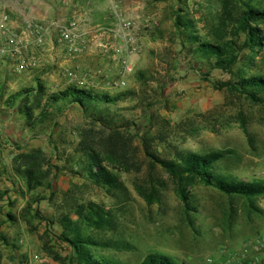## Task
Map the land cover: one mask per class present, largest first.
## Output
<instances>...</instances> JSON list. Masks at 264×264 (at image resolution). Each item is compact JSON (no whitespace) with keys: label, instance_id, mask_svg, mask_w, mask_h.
I'll list each match as a JSON object with an SVG mask.
<instances>
[{"label":"rangeland","instance_id":"374dc122","mask_svg":"<svg viewBox=\"0 0 264 264\" xmlns=\"http://www.w3.org/2000/svg\"><path fill=\"white\" fill-rule=\"evenodd\" d=\"M158 1L164 6V18L157 14L150 27L140 22L148 51L143 56L141 44L134 56V72L125 78L126 87L110 92L135 94L112 109L126 142L124 164L105 163L118 176L117 189L92 183L82 169L81 130L97 126L80 110L67 107L62 111L52 107L43 118L36 109L28 120L20 112L24 96L13 103L7 100L23 88L35 90L37 82H22L27 76L0 71V264H72L69 246L57 239L62 232L58 219L72 213L76 204L94 203L110 214L108 230L90 232L97 242L108 244L97 247L98 252L122 264H140L150 253L172 256L176 264H209L208 258L223 264L238 256L247 237L264 236V197L251 207L247 200L229 198L197 182L187 209L173 178L146 155L144 141L168 160L180 152L225 151L220 169L241 180L264 181V104H252L236 92L220 89L218 85L237 81V76L210 70L196 59L193 45L176 27L177 16L189 13L204 35L222 14L221 0ZM260 28L264 32V23ZM238 42H244L243 34ZM256 62L264 70V52ZM43 84L44 94H52L54 88ZM37 150L46 179L31 191L16 169L24 167L21 155ZM29 203H35L43 219L27 209ZM115 242L127 248L111 245ZM252 259L249 256L244 264Z\"/></svg>","mask_w":264,"mask_h":264},{"label":"trees","instance_id":"16d2710c","mask_svg":"<svg viewBox=\"0 0 264 264\" xmlns=\"http://www.w3.org/2000/svg\"><path fill=\"white\" fill-rule=\"evenodd\" d=\"M221 2L222 14L215 22L208 25L204 35H200L196 30L197 20L189 13L177 16V30L193 45L192 51L196 59L206 62L210 70L219 69L237 76V81L218 85L220 89L227 88L236 92L252 104H264V70L256 62L258 54L264 52V32L260 28L264 23V2L261 0H221ZM242 34L244 42L239 44L238 39ZM246 50L251 53L244 54ZM239 64L241 66L235 70ZM33 92L37 94L33 96ZM44 92V84L38 82L35 90L23 88L7 101L13 103L17 97L24 96L26 102L20 108V112L28 120L33 118L36 109H40L39 115L42 118L48 116L47 113L52 107H58V111H62L64 107L80 110L92 126H97L96 129L99 130L93 128L88 131L81 130L78 150L84 154L82 169L92 183L107 190L119 188L121 184L118 182V176L105 164H124L126 142L121 126L117 124L118 118L112 109L122 99L134 96V92L128 90L111 95L108 92L75 86L48 95ZM31 96L33 101L28 105ZM29 124L35 125L30 122ZM143 146L146 155L151 158V164L161 166L173 178L177 186V196L187 209L191 207V188L197 182L214 188L229 198L247 200L251 207H254L256 199L264 197L263 180H241L227 170L220 169L225 151L180 152L174 159L168 160L152 152L147 141H144ZM39 153L40 150H37L35 153L21 155L20 159L24 167L16 169L31 191L42 186L46 179L45 172L41 170L42 160H39ZM33 204L35 203H29L27 209L30 212L35 211V216L43 219ZM72 214H75L76 219L72 218ZM9 218L14 220L12 215H9ZM111 220L110 214L94 203L76 204L72 213L67 212L59 217L58 224L62 232L57 239L69 246L72 264H122L100 254L97 247L103 248L108 244L97 242L90 232V230H108L111 227ZM1 238L8 245L7 238L4 236ZM111 245L121 249L127 248L119 242ZM60 259L56 256V260ZM140 264H176V259L162 253H150Z\"/></svg>","mask_w":264,"mask_h":264},{"label":"crops","instance_id":"0c3cea01","mask_svg":"<svg viewBox=\"0 0 264 264\" xmlns=\"http://www.w3.org/2000/svg\"><path fill=\"white\" fill-rule=\"evenodd\" d=\"M158 0H3L0 3V19L2 15L10 17L9 26L19 28L28 20L50 22L64 20L75 22L81 35L82 51L78 56L69 57L66 48L55 43L54 37L47 38L43 48L30 50L29 54L38 53L41 66L29 73L16 74L10 62H4V70L9 75L27 76L31 82L43 81L54 88L53 93L70 87L60 76L64 68H72L81 78L87 81L85 89L113 92L111 82L118 75L115 63L110 55L100 53L99 46L110 40L109 30L115 27L117 14L136 19L140 25L145 18L163 16ZM4 13V14H3ZM140 25V44L143 56L148 51L147 37ZM112 41V38H111ZM114 42V41H112ZM120 43V42H116ZM58 72V74H57ZM33 80V81H32ZM41 80V81H40ZM42 82V83H43Z\"/></svg>","mask_w":264,"mask_h":264},{"label":"built area","instance_id":"2783aa9c","mask_svg":"<svg viewBox=\"0 0 264 264\" xmlns=\"http://www.w3.org/2000/svg\"><path fill=\"white\" fill-rule=\"evenodd\" d=\"M10 17L2 15L0 19V71L4 68V62H10L14 73L24 74L38 69L42 60L38 53L29 54L30 50L45 47L47 38L54 37L55 43L66 48L69 57L78 56L82 51L80 45L81 35L77 31L75 22L54 20L43 22L28 20L19 28L9 26ZM146 27L153 25L151 18L144 19ZM138 22L133 18H126L117 14L115 27L109 30L110 40L99 46L100 53L110 55L118 69V78L112 80L115 89L126 87V76L134 72V56L140 53L141 44L138 32ZM112 38V42L111 41ZM116 42H120L119 44ZM68 86L85 89L88 84L72 68L61 70ZM254 257L249 264H264V236L247 237L243 241L238 256H230L223 264H244L249 256ZM209 264H215L213 258H208Z\"/></svg>","mask_w":264,"mask_h":264}]
</instances>
